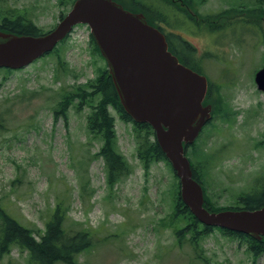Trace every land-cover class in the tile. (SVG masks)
Instances as JSON below:
<instances>
[{
  "label": "rangeland",
  "instance_id": "1",
  "mask_svg": "<svg viewBox=\"0 0 264 264\" xmlns=\"http://www.w3.org/2000/svg\"><path fill=\"white\" fill-rule=\"evenodd\" d=\"M5 1L27 8L44 31L67 10L57 0ZM127 1L151 11L176 50L190 46L189 62L213 82L208 100L222 98L226 118L215 112L201 135L213 156L202 186L215 207H242L241 194L264 185V89L253 79L264 60V0H187L192 12L210 17L217 28L196 25L186 11L164 0ZM151 5L172 12L164 16ZM88 37V26L78 24L53 52L5 78L0 69V206L37 235L60 204L63 227L79 233L86 245L73 264H264V253L254 257L219 229L200 237L195 248L188 232L178 236L185 220L174 219L177 178L167 161L143 166L131 122L116 111L111 109L117 147L130 173L112 184L103 160L94 156L100 142L87 129L90 108L76 110L75 100L66 122L53 119L61 92L75 90L106 68ZM27 258L25 250L13 246L0 264H28Z\"/></svg>",
  "mask_w": 264,
  "mask_h": 264
},
{
  "label": "water",
  "instance_id": "2",
  "mask_svg": "<svg viewBox=\"0 0 264 264\" xmlns=\"http://www.w3.org/2000/svg\"><path fill=\"white\" fill-rule=\"evenodd\" d=\"M86 24L105 58L124 110L138 122L153 128L175 171L179 194L202 223L264 236V205L253 210L209 211L203 204L201 185L192 177L184 147L199 134L211 117L203 104L208 82L200 72L184 65L167 47L165 36L114 0H74L57 24L40 35L0 30V67L20 68L52 50L72 26ZM258 89H264V65L255 73Z\"/></svg>",
  "mask_w": 264,
  "mask_h": 264
},
{
  "label": "trees",
  "instance_id": "3",
  "mask_svg": "<svg viewBox=\"0 0 264 264\" xmlns=\"http://www.w3.org/2000/svg\"><path fill=\"white\" fill-rule=\"evenodd\" d=\"M57 1L64 10L68 9V5L74 2V0ZM6 4L5 0H0V30L27 35H39L43 33L44 30L38 28L31 16L27 14V8L24 6L17 8ZM158 11H161V8ZM62 14H64V11L60 13V16ZM88 38H90L93 51L101 56L92 35L89 34ZM191 53L192 49L186 44V48H182L179 54L187 61ZM190 66L196 70L194 64L190 63ZM1 69L6 72L3 74V78L8 75V72L12 71L9 68ZM212 87L213 82H210L206 93V102L211 103L213 107L212 113H221L220 115L226 118L228 112L226 110L228 109H226V106H223L222 98L218 97L208 100ZM75 100H77L76 110L81 109L85 105L90 108L86 117V125L89 134L99 139L100 149L96 155L103 159L108 183L117 182L122 176L130 173V166L117 147L115 118L111 109L116 111L119 118L124 122H131L132 132L136 140V157L144 167H148L152 162L167 161L163 151L158 146L159 144L154 137L151 126L148 123L134 121L123 109L112 79L105 68L100 69L96 77L88 79L82 85L77 86L75 90L61 92L58 100H56L52 107L53 119L63 117L66 122L65 112ZM209 123L210 121L207 124ZM201 135L185 147V153L190 160L192 177L200 184L203 182L202 178L206 170L204 167H209L213 163V156L206 150L204 139L201 138ZM199 139L202 141H198ZM262 178L264 179V176ZM251 191L252 193L241 194L238 202L243 204L244 208L250 210L263 206L264 185L258 188L253 186ZM255 192L260 193L261 196L256 197ZM173 194L175 198L174 219L178 216L185 220V224L177 229V234L178 236H182L188 232L189 237L187 239L195 248L199 244V238L206 236L213 228L208 224L201 223L192 215L189 207L179 197L177 185ZM203 205L213 211L222 208L212 205L207 199L206 193H204ZM50 212V216L44 224V229L36 232L37 235H34L31 228L22 225L12 214L0 206V256L8 253L13 246H17L28 253L26 261L28 264H55L60 261L65 264L75 263L73 256L83 250V247L86 245L80 242L79 233L69 234L63 227L64 210L60 207V204H56ZM216 229H219L228 237L236 239L239 244H245L246 250L254 257L264 253V237L258 239L244 232L241 233L220 227Z\"/></svg>",
  "mask_w": 264,
  "mask_h": 264
},
{
  "label": "flooded vegetation",
  "instance_id": "4",
  "mask_svg": "<svg viewBox=\"0 0 264 264\" xmlns=\"http://www.w3.org/2000/svg\"><path fill=\"white\" fill-rule=\"evenodd\" d=\"M116 2H119V3H122V2H124V4H125L126 6H129V7H130V5H129L128 3H126V1H125V0H121V1H117V0H116ZM131 8H132V9H134V8L132 7V5H131ZM174 52H175V54H177V56L179 55V54H178V53H179V51H178V50H177V51H175V49H174ZM174 52H173V53H174Z\"/></svg>",
  "mask_w": 264,
  "mask_h": 264
}]
</instances>
